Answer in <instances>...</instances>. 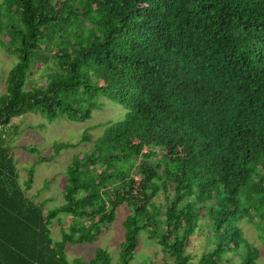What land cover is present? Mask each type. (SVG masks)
Masks as SVG:
<instances>
[{
  "label": "trees",
  "instance_id": "obj_1",
  "mask_svg": "<svg viewBox=\"0 0 264 264\" xmlns=\"http://www.w3.org/2000/svg\"><path fill=\"white\" fill-rule=\"evenodd\" d=\"M0 46L14 58L0 120L83 121L100 97L123 109L72 158L54 209L25 196L0 142V264H109L101 248L68 262L64 245L94 241L123 204L119 264L140 229L191 264L201 218L211 247L197 264H259L237 222L264 243V0H0ZM58 212L71 219L53 242Z\"/></svg>",
  "mask_w": 264,
  "mask_h": 264
},
{
  "label": "rangeland",
  "instance_id": "obj_2",
  "mask_svg": "<svg viewBox=\"0 0 264 264\" xmlns=\"http://www.w3.org/2000/svg\"><path fill=\"white\" fill-rule=\"evenodd\" d=\"M13 55L8 54L0 46V95L5 92V75L12 65ZM43 65L38 63V67ZM101 106L91 111L89 118L83 121H72L65 118L46 120L38 113L25 112L13 116L10 120L12 130L4 138V145L12 149L13 163L16 169V182L23 189L26 197L34 202H42L43 209H54L63 202L62 189L67 184V169L71 160L82 152H89L90 145L96 139L103 125L115 121L123 113V109L115 102L100 97ZM59 144V145H58ZM63 144L62 146H60ZM59 147L55 151L56 147ZM30 171V174H29ZM29 179V186L25 181ZM160 197H155L158 201ZM161 200V199H160ZM129 208V207H128ZM125 204L115 210L112 222L102 227L101 233L92 242L66 243L64 255L68 262L74 260L88 261L94 256L97 248L103 249L109 256V264H119V246L123 241L122 221L128 214ZM130 210V209H129ZM71 216L58 212L50 219L48 225L51 241H59V229L68 231ZM199 224L187 236L185 252L190 255L191 264H197L198 256L210 248L211 235ZM237 225L247 242L252 243L258 250L256 262L264 264V243L261 231L254 223L241 217ZM144 229L137 232V245L128 264H173L172 258L162 245L154 239H149ZM229 262L222 264H236V254L229 255Z\"/></svg>",
  "mask_w": 264,
  "mask_h": 264
},
{
  "label": "built area",
  "instance_id": "obj_3",
  "mask_svg": "<svg viewBox=\"0 0 264 264\" xmlns=\"http://www.w3.org/2000/svg\"><path fill=\"white\" fill-rule=\"evenodd\" d=\"M12 117H10L8 120H0V142H4V138L7 137L12 130V121L10 120Z\"/></svg>",
  "mask_w": 264,
  "mask_h": 264
},
{
  "label": "crops",
  "instance_id": "obj_4",
  "mask_svg": "<svg viewBox=\"0 0 264 264\" xmlns=\"http://www.w3.org/2000/svg\"><path fill=\"white\" fill-rule=\"evenodd\" d=\"M3 144H4V142H3ZM6 146V145H5ZM9 181V180H8ZM8 184H9V186H10V188H13V184H12V182L11 181H9V182H7Z\"/></svg>",
  "mask_w": 264,
  "mask_h": 264
}]
</instances>
